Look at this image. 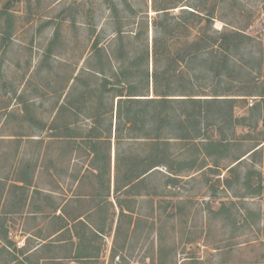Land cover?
<instances>
[{
  "label": "rangeland",
  "instance_id": "rangeland-1",
  "mask_svg": "<svg viewBox=\"0 0 264 264\" xmlns=\"http://www.w3.org/2000/svg\"><path fill=\"white\" fill-rule=\"evenodd\" d=\"M162 3L176 6L172 17L196 5L210 17L209 34L249 35L240 51L255 79L244 92L225 78L218 89H264V64L259 70L255 60L264 53V0H0V264H264L260 96L237 100L235 117L252 126L225 128L222 158L221 144L207 154L199 140L173 139L169 168L124 186L152 145L139 138V124L116 132L117 97L99 86L93 43L115 62L139 57L148 41L151 73L154 8ZM197 33L195 26L179 35ZM145 69L132 68L135 81ZM218 80L201 77L195 89L210 93ZM253 98L261 110L250 113ZM204 135L218 139L221 130Z\"/></svg>",
  "mask_w": 264,
  "mask_h": 264
},
{
  "label": "trees",
  "instance_id": "trees-1",
  "mask_svg": "<svg viewBox=\"0 0 264 264\" xmlns=\"http://www.w3.org/2000/svg\"><path fill=\"white\" fill-rule=\"evenodd\" d=\"M173 7L176 6L162 3L154 8L157 15L152 22L154 68L151 73L148 70L150 58L148 41L144 44L139 57L129 60V53H125L115 62L109 54L106 55V61H103V48L99 46L98 41L93 43L99 58V65L93 68L101 79L99 86L102 92H114V96L117 97L116 132L122 131V124L131 130H136L139 124V130L142 132L139 138L150 141L152 145L148 153L138 158L136 167L129 170L130 175L124 186H128L133 180L144 178L158 167L169 168L173 161L170 151L173 139L199 140L207 154L212 146L221 144L222 158L229 145L225 128L233 130L237 124L252 126V121L248 117H235L237 100H245L244 96L250 95H258L264 99V89L257 94L232 93L230 91L232 85H227L223 93L218 89L220 81L225 78L241 82V87H238L241 90L236 87L235 92H244L242 89L250 86V82L255 79L251 74L253 66L246 62L244 53L240 51L251 37L242 31L209 34L210 17L196 9V5L190 6L194 10L182 8V13L176 17L169 14V9ZM195 26L199 27V33L195 36L180 37L179 34L183 30ZM123 34L122 31L119 32L120 45H123ZM168 39L171 41L176 39L178 43L176 50L168 48ZM162 55L165 63L160 67L158 63ZM255 60L260 70L264 64V53L262 52ZM143 62L146 69L137 82L133 78L136 73L134 74L132 68ZM208 76L218 78V84L212 85L210 93H198L195 89L198 87L196 81ZM150 80L153 84L152 95L149 94ZM107 85L110 88H107ZM172 95L181 97H170ZM261 99L257 101V98H253L254 101L249 107L250 113L261 110ZM173 103L178 106H173ZM208 127H217V130H221V137L213 139L205 136L204 132ZM251 150L254 152L256 149ZM251 150L235 156L227 170L235 171V166L245 159ZM56 217L60 218V215ZM67 226V223L62 225L55 233H61Z\"/></svg>",
  "mask_w": 264,
  "mask_h": 264
},
{
  "label": "crops",
  "instance_id": "crops-1",
  "mask_svg": "<svg viewBox=\"0 0 264 264\" xmlns=\"http://www.w3.org/2000/svg\"><path fill=\"white\" fill-rule=\"evenodd\" d=\"M58 234H59V232H58Z\"/></svg>",
  "mask_w": 264,
  "mask_h": 264
}]
</instances>
